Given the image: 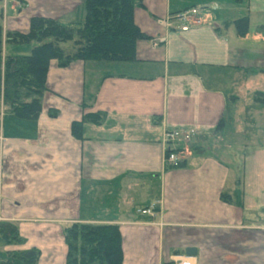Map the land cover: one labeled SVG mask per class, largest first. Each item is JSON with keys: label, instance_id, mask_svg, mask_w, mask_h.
Masks as SVG:
<instances>
[{"label": "crops", "instance_id": "1", "mask_svg": "<svg viewBox=\"0 0 264 264\" xmlns=\"http://www.w3.org/2000/svg\"><path fill=\"white\" fill-rule=\"evenodd\" d=\"M142 1L134 21L148 38L135 60L52 59L38 118L2 112L0 224L19 240L0 235V264H26L19 254L31 249L33 264H65L75 222L117 224L122 264H264V123L252 112L264 111V0ZM190 6L201 23L182 31L172 19ZM33 15L67 25L85 6L9 0L3 27L27 32ZM96 111L104 122L76 138L72 123ZM172 129L189 139L165 142ZM170 149L177 167L164 163Z\"/></svg>", "mask_w": 264, "mask_h": 264}, {"label": "trees", "instance_id": "2", "mask_svg": "<svg viewBox=\"0 0 264 264\" xmlns=\"http://www.w3.org/2000/svg\"><path fill=\"white\" fill-rule=\"evenodd\" d=\"M0 0V4H1ZM82 21L62 24L59 20L33 15L27 32L5 30L0 9V125L2 112L17 118L35 120L41 111V96L46 89V74L50 60L66 66L75 60L131 61L136 59V43L148 38L134 21V9L142 0H83ZM236 31L243 36L248 31L247 17L234 21ZM74 41L75 49L66 52L63 43ZM10 43H32L27 53H12ZM55 109L49 114L54 116ZM106 114L88 112L71 126L72 134L82 138L86 122L102 124ZM221 120L217 128H221ZM5 242L18 241L17 229L11 223L0 224ZM67 253L65 264H122V236L117 224L75 222L64 230ZM35 249L19 254L26 264H33Z\"/></svg>", "mask_w": 264, "mask_h": 264}, {"label": "built area", "instance_id": "3", "mask_svg": "<svg viewBox=\"0 0 264 264\" xmlns=\"http://www.w3.org/2000/svg\"><path fill=\"white\" fill-rule=\"evenodd\" d=\"M199 7L197 6H190L174 15L172 20L178 22L179 29L182 31H186L190 28L191 25H199L201 20L198 17ZM166 22L171 25V19H166ZM156 44V43H154ZM165 142H174L178 139L188 140L189 134L183 132L179 129H172L166 131L165 135ZM164 163L166 166L169 167H177L180 164V159L178 154L174 150H168L165 154ZM144 214L154 215V205L147 207L141 210ZM174 264H193L192 258L186 255H175Z\"/></svg>", "mask_w": 264, "mask_h": 264}, {"label": "rangeland", "instance_id": "4", "mask_svg": "<svg viewBox=\"0 0 264 264\" xmlns=\"http://www.w3.org/2000/svg\"><path fill=\"white\" fill-rule=\"evenodd\" d=\"M8 1L9 0H2V2L0 4V9H2V22H3V26H4V23H5V15H6V11H7ZM201 10L204 11L205 8H202ZM13 45H15V46H17L19 48L17 51H15V52H19V53H27V52H29L31 50V48L33 46L32 43H30V44L29 43H23V44L13 43ZM9 47L10 46L8 44L7 47H6L7 51L9 49ZM62 47L64 48V50L66 52H71V51H73L75 49L74 41H68L66 43H63L62 44ZM256 82H257L258 88H261V89L264 90V79L263 78L262 79H257ZM252 112H254L256 114V116H255L256 118H259L260 119V120L259 119H256L257 122H259V123H262L263 122L264 123V111L261 110V112H256L254 110ZM262 140H264V134H263V139ZM255 142H259V141H255Z\"/></svg>", "mask_w": 264, "mask_h": 264}, {"label": "water", "instance_id": "5", "mask_svg": "<svg viewBox=\"0 0 264 264\" xmlns=\"http://www.w3.org/2000/svg\"><path fill=\"white\" fill-rule=\"evenodd\" d=\"M186 254H196V249L193 247H188L185 249Z\"/></svg>", "mask_w": 264, "mask_h": 264}]
</instances>
